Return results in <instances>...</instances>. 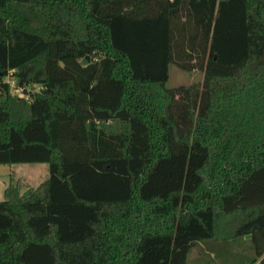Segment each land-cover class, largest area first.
I'll list each match as a JSON object with an SVG mask.
<instances>
[{
	"label": "trees",
	"instance_id": "trees-1",
	"mask_svg": "<svg viewBox=\"0 0 264 264\" xmlns=\"http://www.w3.org/2000/svg\"><path fill=\"white\" fill-rule=\"evenodd\" d=\"M172 66L203 79L169 88ZM27 164L49 175H9L0 264H186L244 237L264 264V0H0V166Z\"/></svg>",
	"mask_w": 264,
	"mask_h": 264
},
{
	"label": "rangeland",
	"instance_id": "rangeland-1",
	"mask_svg": "<svg viewBox=\"0 0 264 264\" xmlns=\"http://www.w3.org/2000/svg\"><path fill=\"white\" fill-rule=\"evenodd\" d=\"M236 68H217L208 64L207 72L230 74ZM202 79L203 74L198 71L186 72L172 66L166 84L169 88H176L201 82ZM37 90L35 88L33 91ZM9 175L13 176V184H18L20 194H23L47 180L49 172L45 164L0 166V201L5 199L4 189L11 183ZM254 256L250 237L236 238L230 242L210 240L197 243L190 251L186 264H248Z\"/></svg>",
	"mask_w": 264,
	"mask_h": 264
},
{
	"label": "built area",
	"instance_id": "built-area-1",
	"mask_svg": "<svg viewBox=\"0 0 264 264\" xmlns=\"http://www.w3.org/2000/svg\"><path fill=\"white\" fill-rule=\"evenodd\" d=\"M7 82L10 84V86L11 85L13 86V84H14V81L13 80H10V81H7ZM15 93L18 94L19 96L22 95V91L20 89H16L15 90Z\"/></svg>",
	"mask_w": 264,
	"mask_h": 264
}]
</instances>
